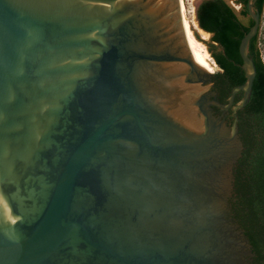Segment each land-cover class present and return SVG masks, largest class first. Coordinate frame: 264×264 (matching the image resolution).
Returning a JSON list of instances; mask_svg holds the SVG:
<instances>
[{"label":"water","instance_id":"95a60500","mask_svg":"<svg viewBox=\"0 0 264 264\" xmlns=\"http://www.w3.org/2000/svg\"><path fill=\"white\" fill-rule=\"evenodd\" d=\"M209 76L180 0H0V264H250Z\"/></svg>","mask_w":264,"mask_h":264},{"label":"trees","instance_id":"16d2710c","mask_svg":"<svg viewBox=\"0 0 264 264\" xmlns=\"http://www.w3.org/2000/svg\"><path fill=\"white\" fill-rule=\"evenodd\" d=\"M200 26L214 33L212 42L222 49L225 58L239 57L242 29L236 12L225 0H203L198 8ZM223 85L231 88L244 82L241 71L232 65H222ZM242 79V80H241ZM253 95L240 113V133L244 150L234 170V193L230 200L233 216L248 237L255 254V264H264V70L254 82Z\"/></svg>","mask_w":264,"mask_h":264},{"label":"flooded vegetation","instance_id":"af4514ba","mask_svg":"<svg viewBox=\"0 0 264 264\" xmlns=\"http://www.w3.org/2000/svg\"><path fill=\"white\" fill-rule=\"evenodd\" d=\"M225 1L236 12L237 18L241 21L242 29L240 32H237V36H236V38L241 43L242 39L247 35V33H249L250 29L254 25V20L250 13V3L252 0H225ZM201 3L202 2H200V4L198 5L197 11ZM253 12L259 15V28H258V32L256 36L250 42L249 49H248V56L253 61L255 68H256V75L254 79V82H255L259 75V72L262 71V69L264 70V0H254ZM196 14H197V20H198L197 23L199 26L200 23L198 19V12H196ZM209 33L211 35V38L207 42H209V50L211 53L210 55L214 63V65L210 63H206L207 64L206 66L207 68H209L210 73H211V76L207 78L206 85L204 86L205 87L204 93L211 94V97L208 101L209 111L211 112V116L213 118L226 124L228 127H232L235 123H237L238 135L241 139V133H240V127H239L240 114H241L240 112L244 110L250 103L254 88H252L250 99L246 107L242 109H237V110L235 109V107H237L238 105L242 103L246 95L244 91H239L235 96L233 106L228 110H225L222 108L223 106L228 105L230 98L232 96L233 90L247 83V73H246V70L244 69V62L240 54H239V57L238 58L236 57L235 59L233 58L227 59L221 56V53L223 52L222 49L219 47V45L216 42H212V37L214 36V33L212 32H209ZM198 37L200 40H202L200 36ZM180 38L181 36L179 35L177 39H180ZM181 45H182V42H181ZM238 53H239V47H238ZM223 64L236 66L241 71L240 72L241 78L244 79V82L240 83L234 88H231L228 85H223L222 84L223 79L218 75L219 73L224 72V68L222 66ZM253 86H254V83H253ZM217 104H219L220 106H217ZM229 204H230L231 218L235 221L236 224L240 226V224L235 220L233 216L231 203L229 202ZM248 260L250 264H255V257L248 258Z\"/></svg>","mask_w":264,"mask_h":264},{"label":"bare ground","instance_id":"6f19581e","mask_svg":"<svg viewBox=\"0 0 264 264\" xmlns=\"http://www.w3.org/2000/svg\"><path fill=\"white\" fill-rule=\"evenodd\" d=\"M197 1V0H196ZM181 10L183 15V22L185 27V32L187 36V40L189 42L190 48L192 50L193 55L197 59V61L205 66V69L210 72L209 68H207L206 63H210L214 65L208 47L203 43L210 40L211 35L209 33L204 32L198 26V23L195 19V16L191 17V14L194 12H189L187 9L186 1L180 0ZM200 36L202 40H198L197 37ZM199 38V37H198Z\"/></svg>","mask_w":264,"mask_h":264},{"label":"rangeland","instance_id":"374dc122","mask_svg":"<svg viewBox=\"0 0 264 264\" xmlns=\"http://www.w3.org/2000/svg\"><path fill=\"white\" fill-rule=\"evenodd\" d=\"M186 1V5H187V9L189 12H194L195 11V5L197 3L196 0H185ZM203 0H200V2H202ZM199 2V1H198ZM195 16V12L193 14H191V17Z\"/></svg>","mask_w":264,"mask_h":264}]
</instances>
